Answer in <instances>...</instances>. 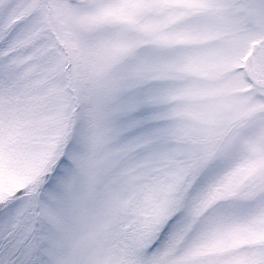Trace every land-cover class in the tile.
<instances>
[{
    "label": "snow or ice",
    "instance_id": "6c2138e0",
    "mask_svg": "<svg viewBox=\"0 0 264 264\" xmlns=\"http://www.w3.org/2000/svg\"><path fill=\"white\" fill-rule=\"evenodd\" d=\"M0 264H264V0H0Z\"/></svg>",
    "mask_w": 264,
    "mask_h": 264
}]
</instances>
